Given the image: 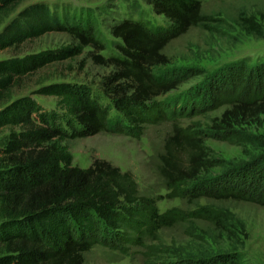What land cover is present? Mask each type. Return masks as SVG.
<instances>
[{
	"label": "trees",
	"instance_id": "1",
	"mask_svg": "<svg viewBox=\"0 0 264 264\" xmlns=\"http://www.w3.org/2000/svg\"><path fill=\"white\" fill-rule=\"evenodd\" d=\"M21 1L0 0V16L15 11ZM147 2L169 22L167 27L150 26L132 16L114 17L109 32L116 39L117 54L107 58L92 54L96 63L112 68L104 85L109 88L112 108L122 119L108 116L107 107L83 84L57 82L39 87L38 93L56 99L55 109L50 110L32 95L14 96L26 78L47 64L77 55L83 46L105 49L93 13L87 10L82 17L36 1L16 12L0 30V50L50 32L66 33L78 42L75 47L0 59V130L9 128L0 141V264H85V255L95 244L145 247V236L155 239L160 229L189 218L210 221L229 236L234 233L220 208L204 205L160 212L157 198L141 195L130 171L104 159H95L85 168L74 165L64 143L102 130L139 137L146 124L180 113L176 106L157 100L179 80L168 74L156 75L151 67L167 62L162 50L171 39L204 24L207 16L201 11L200 0ZM246 21L263 34L259 24ZM227 102L230 107L216 120L217 130L235 132V126L250 121L264 125V61L249 68L243 90H235ZM195 134L176 126L165 141L159 171L171 192L168 196L187 194L196 199L211 194L264 206V184L258 185L264 174L256 180L257 187H252L254 176H235L233 170L232 180L216 190H186L187 182L198 178L208 165V152ZM256 144L264 153V133ZM176 147L184 149L185 160ZM211 264H244V260L235 257L227 263L219 260Z\"/></svg>",
	"mask_w": 264,
	"mask_h": 264
},
{
	"label": "rangeland",
	"instance_id": "2",
	"mask_svg": "<svg viewBox=\"0 0 264 264\" xmlns=\"http://www.w3.org/2000/svg\"><path fill=\"white\" fill-rule=\"evenodd\" d=\"M36 1L82 17L87 10L93 13L105 49L83 46L81 53L47 64L26 78L14 96L32 95L44 109L50 110L55 109L56 99L38 93L39 87L57 82L83 84L90 87L99 102L107 107L108 116L118 115L122 119L112 108L111 97L107 95L109 88L104 85V78L112 68L96 63L92 54L103 58L117 54L116 39L109 32L114 17L132 16L150 26L167 27L169 22L152 11L147 0H22L15 11L0 16V30L16 12ZM200 2L201 11L207 16L204 24L193 26L171 39L162 50L167 62L151 67L156 75L168 74L179 80L157 100L176 106L180 113L174 112L172 117L146 124L139 137L102 130L88 137L67 139L64 143L73 156L74 165L85 168L95 159H104L122 171H130L139 193L157 198L160 212L174 207L184 211L204 205L220 208L225 212L226 225H231L234 233L229 236L210 221L189 218L173 227L160 229L155 233V239L145 236V247L129 244L116 248L95 244L86 253L85 264H211L219 260L227 263L235 257L242 258L244 264H264V206L211 194L196 199L187 194L169 197L171 192L159 171V155L164 152L167 137L177 126L186 133L187 130L196 133L209 155L207 168L198 178L187 182L186 190L207 193L216 190L232 180L233 170L235 176H241V173L254 176L252 187L260 184L263 187L264 184V177L258 185L259 181H256L264 174V153L256 144L264 133V125L250 121L248 125L235 126V132L215 127L216 120L230 107L227 98L235 90H243L249 68L264 61V0ZM247 19L259 24L263 34L255 32ZM69 45L75 47L78 42L66 33L50 32L18 47L0 50V59ZM251 81L254 86L256 78ZM8 132L9 128L0 130V141ZM176 148L182 161L185 160L184 149Z\"/></svg>",
	"mask_w": 264,
	"mask_h": 264
}]
</instances>
